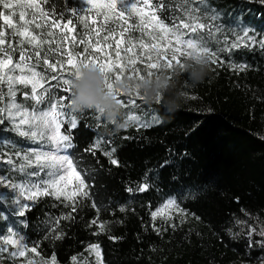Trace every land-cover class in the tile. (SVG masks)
Returning a JSON list of instances; mask_svg holds the SVG:
<instances>
[{"label": "trees", "instance_id": "1", "mask_svg": "<svg viewBox=\"0 0 264 264\" xmlns=\"http://www.w3.org/2000/svg\"><path fill=\"white\" fill-rule=\"evenodd\" d=\"M0 264H264V0H0Z\"/></svg>", "mask_w": 264, "mask_h": 264}, {"label": "rangeland", "instance_id": "2", "mask_svg": "<svg viewBox=\"0 0 264 264\" xmlns=\"http://www.w3.org/2000/svg\"><path fill=\"white\" fill-rule=\"evenodd\" d=\"M31 77H33V75ZM26 81L27 82H33V78H27ZM45 125H46V127L52 128L50 122H48V121L45 122ZM48 159L51 160L52 162L57 163L61 167V169L63 171V175H62V178H61V180H62V185L61 186H64L69 181H71V176L68 175V163H67V160L62 155H59L57 153H50L49 156H48Z\"/></svg>", "mask_w": 264, "mask_h": 264}]
</instances>
